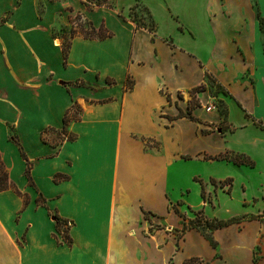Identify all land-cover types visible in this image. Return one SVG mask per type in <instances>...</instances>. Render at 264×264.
<instances>
[{
    "label": "crops",
    "instance_id": "crops-1",
    "mask_svg": "<svg viewBox=\"0 0 264 264\" xmlns=\"http://www.w3.org/2000/svg\"><path fill=\"white\" fill-rule=\"evenodd\" d=\"M88 1L0 0V159L22 193L0 191V264H168L169 254L171 264L191 257L204 264H264V0H257L258 16L249 0H221L218 11L205 14L208 20L217 16L233 49L216 51V57L213 41L209 55H224L228 64L238 57L236 76L248 71L239 88L252 93L254 101L248 108L231 86L234 97L226 102L231 130L217 137L201 133L191 116L193 107L185 112L177 94L197 88L207 73L230 85L231 77L211 68L213 61L190 47L197 33L170 0H107L95 6ZM134 5L147 8L154 27L130 19ZM76 16L88 22L89 30L76 29ZM231 102L240 107V118L231 116ZM73 104L79 118L67 130L75 138L55 143ZM201 110L218 113V108ZM10 127L16 136L9 135ZM226 151L247 156L253 165L211 158ZM204 152L217 154L199 158ZM209 167L243 169L257 187L248 190L245 178L219 176ZM57 173L63 177L54 180ZM194 175L228 178L231 194L238 187L242 209L204 208L205 219H236L212 230L215 246L204 234L208 230L188 225L171 203L181 197L191 203L203 195L202 181ZM185 188L190 194L180 192ZM161 197L162 211L155 205ZM131 208L139 214L135 235L128 231ZM155 213L183 220L175 223L182 224L175 228L181 235L169 233L163 253L155 249L161 239L155 232L163 229L152 223ZM141 220L148 223L143 234ZM222 232L235 240L226 242ZM180 236L182 249L173 254ZM133 237L152 244L160 261L137 245L128 247ZM192 239L197 245H191ZM205 245L212 248L208 254ZM243 249L248 263L238 255Z\"/></svg>",
    "mask_w": 264,
    "mask_h": 264
},
{
    "label": "rangeland",
    "instance_id": "rangeland-1",
    "mask_svg": "<svg viewBox=\"0 0 264 264\" xmlns=\"http://www.w3.org/2000/svg\"><path fill=\"white\" fill-rule=\"evenodd\" d=\"M220 1L221 0H170V4H171V8H174L178 11V13L180 14V16H182V18H184V21L186 24H188L194 31H196L197 33V37H195V40H197V42L193 41L192 45H190L191 48H193L194 50L198 51V53L200 52L201 55L207 56L208 57V61H213V63L211 65V68H213L214 70H216L218 73L221 71H226V78H229V75L231 77V79L229 80L230 84H226L221 82L216 75H214L212 72L211 73H207V76L204 77V81H201L197 87L195 89L190 90V92H178L177 94V101L180 104H184V108H185V112H187L189 110L190 107H193L191 116L195 117V120H193L195 123H200V124H196L200 128L201 133L203 134H210V136H222L225 132L231 130L230 126L227 123V105L226 102L228 100V98L234 97L233 95V89L232 87L235 88V91H237L238 95L240 97H242V99L246 100V102L248 103V108H252V104H253V94L250 92H247L246 90H242L239 84H243V76H248V71H244V74H237L236 76V67L237 65H235V62L237 61L238 57L233 56L232 57V61L228 64L227 61H223L222 57L224 55H220L219 58H213L212 55H209L210 53V47L211 49L213 48V41H215L216 46L214 47V50H212L214 56H218L219 53L217 54L216 51H223L224 53H228V52H232V44L226 39L225 35L223 34V31L221 29L219 20L217 19V16L215 17V19L213 20H208L206 19L205 14L207 13L208 9L213 10L215 9L216 11L219 10L220 7ZM97 4H105L100 0H96ZM249 5H250V9L252 10V12L254 14H257L258 16V11H259V6H258V1L257 0H249ZM237 8L239 7L236 6ZM130 19L132 21H134L136 23V25L138 26H145V27H149L152 28L154 27V23H153V19L149 13V11L147 10L146 7L144 6H139V5H134L131 10H130ZM238 19L235 18L233 19V21L230 22V26L232 28V31L235 30L236 28V24ZM74 21V26H77L76 29H78V27L83 26L84 28H86V30L88 28V22L86 20H84L81 16L79 17H74L73 18ZM209 31H211V33H213V36L210 38L208 36ZM195 35V32H194ZM57 43H59L57 41ZM65 45V44H64ZM207 54V55H205ZM225 57V56H224ZM188 67L190 69V71L192 72L194 69V65L193 62L191 60V58L189 57L188 59ZM223 62H226L225 65H223ZM229 74V75H228ZM232 86V87H231ZM196 90H198L196 92ZM215 101L217 108H218V113L216 114H211V115H206L202 112L201 108L203 107V104H205L208 101ZM229 110H230V114L232 117H234L235 119L240 118V107L235 104L234 102H231L229 104ZM200 108V109H199ZM240 110V111H239ZM9 135H14L15 131L12 127H10V133ZM136 148H133L131 150V153L133 155L136 154ZM223 152V151H222ZM217 153H210V152H204L198 155L199 158H202L203 156L207 157L208 155H214ZM177 158H180V154L177 153ZM207 160H214V159H207ZM232 162V161H230ZM233 163V162H232ZM235 164V163H234ZM237 165V164H236ZM195 167H193L192 169H194ZM178 170L180 171L181 169L178 168ZM218 171H215L212 167H209L210 172H215L216 174L223 175L225 173L227 174H231V176H235L236 178H245V182L247 183V188L248 190L250 188H255L257 187V183L256 180H250L248 181L246 178H248L247 176H249L245 170L240 169L241 171L238 170V172L236 171H232L229 170L228 168H218ZM182 172H184V170H181ZM202 171H205V168L203 167ZM235 172V174H234ZM182 174V173H181ZM191 180L193 178V175L190 176ZM194 178L196 179V181L201 179V183L203 185L204 191H203V195H201V192L196 195L195 198L192 199V202L187 203L186 198L183 199V197L179 198V200L175 201V202H171V203H176L177 208L180 210V212L186 217L188 218L189 221H187L188 225H193V227L196 229H198L199 227V219L201 218L202 220L205 219L207 216L205 214V210L204 208H207L208 211H215V212H221L224 210V208H228L225 209V211L227 210V212H232L234 213L236 210L242 209L241 208V204L239 203L238 198H240L239 193L237 192L238 188L236 185L234 186L235 188H233L232 190V194H231V188H230V180L228 178L225 179H217L216 177H209V178H202L200 175H194ZM226 180V181H224ZM183 195H188L190 194V190L185 188V189H181L180 191ZM220 195V196H219ZM219 196L220 199V203L217 202L215 199H217ZM250 197V196H249ZM156 207H158L161 211L165 209V205L163 202V199L161 197L156 199ZM173 201V200H172ZM223 202V203H222ZM223 204V205H222ZM129 222L130 224L128 225V231L131 230L133 231V235H135V230H136V226L138 223V219L137 217L139 216L138 211L134 210L131 208V211L129 210ZM233 215H229L227 217H225L224 219H227L229 217H232ZM235 217H239L240 216H235ZM242 219V218H241ZM174 221H172L171 219H169L167 217V215L163 216V215H159L157 213H155V216H151V221L154 224L157 225H161L163 227L162 230H160L159 232L156 231L155 234H159V236H161L160 241L158 242L157 246L155 247L156 251L163 253L164 251V245L166 244V241H168V234L169 233H173L176 237V235H181L180 232L176 231L175 228H181L182 224L178 226H175V223H179L182 222V218L180 216H177V220L174 218ZM141 222L144 224L143 226L140 225L138 227L139 232H147V228H148V223L147 221H142ZM239 226V225H238ZM62 229V228H61ZM144 231H140L143 230ZM249 231V230H248ZM61 233V232H60ZM144 233V234H145ZM249 233V232H248ZM62 235V234H61ZM250 236V234H248L247 238ZM220 237H222L224 240H226V242H233L235 240V238L233 236H230V234H226L225 232H222L220 234ZM149 240H152V237L149 236L148 237ZM246 238V239H247ZM245 239V240H246ZM144 240H146L144 238ZM182 237L180 236L177 244L173 247V249L171 250V253H175V251H179L180 249H182ZM205 242V240H203ZM196 243V244H195ZM138 246L142 249L145 250V252H148V256L149 257H153L154 259L156 258V260L160 261V257L158 254L155 255L153 249H152V244L150 243H139L134 237L132 239L128 238V247L132 248L133 246ZM191 245L195 246L197 245V242L195 239H192L191 241ZM211 246L209 245H205L204 247V252L205 254H208L211 250ZM243 251H246V249L243 250H238V255L242 256V258L244 257L245 263H248V260H246V256L248 253H243ZM170 255V254H169ZM167 256L166 261L168 262V264H171L170 259H172V257ZM177 257V256H176ZM218 257V256H216ZM221 257V255H220ZM177 259V258H176ZM247 261V262H246ZM216 263H219V261H217ZM221 264H223V262H221ZM225 264V263H224ZM240 264V263H239ZM242 264V263H241Z\"/></svg>",
    "mask_w": 264,
    "mask_h": 264
},
{
    "label": "trees",
    "instance_id": "trees-1",
    "mask_svg": "<svg viewBox=\"0 0 264 264\" xmlns=\"http://www.w3.org/2000/svg\"><path fill=\"white\" fill-rule=\"evenodd\" d=\"M99 37H101L102 35L97 34ZM131 85V84H129ZM131 86H129L130 88ZM198 89V87H197ZM180 114H183V112H180ZM79 118V111H78V107L77 105L73 104L72 107L70 109H68L65 114H64V117H63V122H64V125L63 127L60 129L59 131V138L58 140L55 142L57 143L58 141H62L64 139H67V140H73L75 138V136L71 133V132H68L67 130V124L71 121V120H74V119H78ZM259 125V124H258ZM44 139V138H43ZM211 158H214V159H225L227 161H232L233 163L235 164H246V165H253V161L250 160L247 156L243 155V154H239V153H234V152H231V151H226L225 153L223 154H219V155H216V156H213ZM26 171H27V175L29 176V166L26 168ZM61 177H63L62 174H55L54 175V180H59ZM226 181V180H224ZM7 188H13L18 194H21L16 188H15V185L9 181L8 179V173L6 171V168H5V165L3 163V161L0 159V191L2 190H5ZM39 200V198H38ZM27 202V196H25V203ZM173 209L177 212L176 208L173 206ZM144 216L145 218H148L147 214L144 213ZM236 219L235 218H229V219H226V220H222V219H216V218H213V219H199V229L201 231H205V230H208V232H204L205 236L208 237L210 239V242L213 246L216 245V242L213 240V238L211 237L210 233L212 232V230L216 229V228H219V227H222L224 225H227V224H230L232 222H234ZM57 225L59 226L60 223H59V220L57 218ZM185 225V224H184ZM192 226V225H191ZM67 239V242L70 243V239L69 238H66ZM182 264H204L202 259L198 258V257H191L187 260H185Z\"/></svg>",
    "mask_w": 264,
    "mask_h": 264
},
{
    "label": "built area",
    "instance_id": "built-area-1",
    "mask_svg": "<svg viewBox=\"0 0 264 264\" xmlns=\"http://www.w3.org/2000/svg\"><path fill=\"white\" fill-rule=\"evenodd\" d=\"M100 1H107V0H100ZM88 4H89L90 6H95V5H97L96 0H90V1H88ZM203 108H204L205 111L210 112V111L216 110V109H217V105H216L215 102H213V101L211 100V101L205 103V104L203 105Z\"/></svg>",
    "mask_w": 264,
    "mask_h": 264
}]
</instances>
